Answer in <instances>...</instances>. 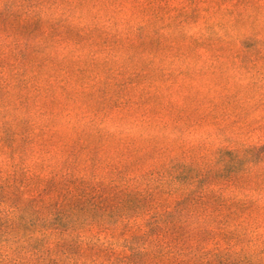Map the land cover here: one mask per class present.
<instances>
[{"label": "rangeland", "instance_id": "obj_1", "mask_svg": "<svg viewBox=\"0 0 264 264\" xmlns=\"http://www.w3.org/2000/svg\"><path fill=\"white\" fill-rule=\"evenodd\" d=\"M0 264H264V0H0Z\"/></svg>", "mask_w": 264, "mask_h": 264}]
</instances>
